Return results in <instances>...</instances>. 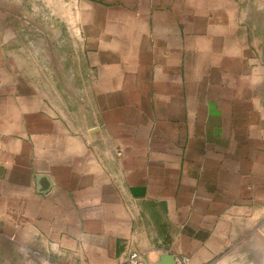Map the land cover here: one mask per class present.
I'll return each mask as SVG.
<instances>
[{
  "label": "crops",
  "instance_id": "obj_1",
  "mask_svg": "<svg viewBox=\"0 0 264 264\" xmlns=\"http://www.w3.org/2000/svg\"><path fill=\"white\" fill-rule=\"evenodd\" d=\"M264 264V0H0V264Z\"/></svg>",
  "mask_w": 264,
  "mask_h": 264
},
{
  "label": "built area",
  "instance_id": "obj_2",
  "mask_svg": "<svg viewBox=\"0 0 264 264\" xmlns=\"http://www.w3.org/2000/svg\"><path fill=\"white\" fill-rule=\"evenodd\" d=\"M189 259L182 257L178 264H188ZM48 264V263H47ZM119 264H147L146 255L139 251L129 253Z\"/></svg>",
  "mask_w": 264,
  "mask_h": 264
},
{
  "label": "water",
  "instance_id": "obj_3",
  "mask_svg": "<svg viewBox=\"0 0 264 264\" xmlns=\"http://www.w3.org/2000/svg\"><path fill=\"white\" fill-rule=\"evenodd\" d=\"M146 263L151 264L147 260V257H146ZM155 264H176V260L175 257H173L172 255L166 254L161 257V261L159 263H155Z\"/></svg>",
  "mask_w": 264,
  "mask_h": 264
}]
</instances>
